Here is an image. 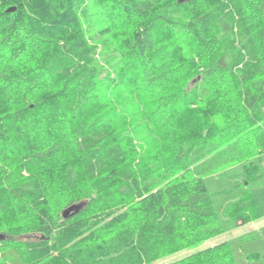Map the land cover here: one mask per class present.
Listing matches in <instances>:
<instances>
[{
  "label": "trees",
  "instance_id": "1",
  "mask_svg": "<svg viewBox=\"0 0 264 264\" xmlns=\"http://www.w3.org/2000/svg\"><path fill=\"white\" fill-rule=\"evenodd\" d=\"M263 217L264 0H0V264H152ZM166 264H264V226Z\"/></svg>",
  "mask_w": 264,
  "mask_h": 264
},
{
  "label": "rangeland",
  "instance_id": "2",
  "mask_svg": "<svg viewBox=\"0 0 264 264\" xmlns=\"http://www.w3.org/2000/svg\"><path fill=\"white\" fill-rule=\"evenodd\" d=\"M262 226H264V217L261 218V219H257V220L248 222L246 224H243V223L239 222L237 227H235L234 229H232L229 232L217 235V236L205 241L204 243H202L199 246L190 248L188 250L185 249V250L179 251L177 253H174V254H172L170 256L161 258V259L155 261L152 264H166V263H169V262H173V261L179 260V259L185 257L186 255H188L191 252L206 248L208 246H213V245H216L218 243H221V242H224V241H227V240H231L233 238H237V237L243 236V235H245V234H247L249 232H253V231H256V230L260 229Z\"/></svg>",
  "mask_w": 264,
  "mask_h": 264
},
{
  "label": "water",
  "instance_id": "3",
  "mask_svg": "<svg viewBox=\"0 0 264 264\" xmlns=\"http://www.w3.org/2000/svg\"><path fill=\"white\" fill-rule=\"evenodd\" d=\"M15 8H12V9H8V12H12L14 11ZM78 209V207L76 205H72L70 207H68L66 210H64L63 212V217L66 218L67 215L70 213V212H73V211H76ZM6 237L3 235V234H0V241L4 240Z\"/></svg>",
  "mask_w": 264,
  "mask_h": 264
}]
</instances>
